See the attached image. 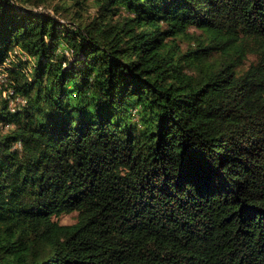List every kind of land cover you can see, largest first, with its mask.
Instances as JSON below:
<instances>
[{
  "label": "trees",
  "instance_id": "1",
  "mask_svg": "<svg viewBox=\"0 0 264 264\" xmlns=\"http://www.w3.org/2000/svg\"><path fill=\"white\" fill-rule=\"evenodd\" d=\"M65 1L0 0V264H264V0Z\"/></svg>",
  "mask_w": 264,
  "mask_h": 264
},
{
  "label": "rangeland",
  "instance_id": "2",
  "mask_svg": "<svg viewBox=\"0 0 264 264\" xmlns=\"http://www.w3.org/2000/svg\"><path fill=\"white\" fill-rule=\"evenodd\" d=\"M66 4H73L74 2L71 0H66L65 1ZM77 8L79 9V11L82 13L84 18H89L92 17L96 14L97 10H98V5L96 3L95 0H79V5L77 6ZM37 10H43V8H39ZM47 12H49L50 14H52L55 18H58V20L62 23H66L65 19L62 17V15L59 14V12L57 13L54 9L52 8H48ZM76 213H69V214H62L61 216H59L57 218V221L60 224H71L74 223L76 221Z\"/></svg>",
  "mask_w": 264,
  "mask_h": 264
},
{
  "label": "built area",
  "instance_id": "3",
  "mask_svg": "<svg viewBox=\"0 0 264 264\" xmlns=\"http://www.w3.org/2000/svg\"><path fill=\"white\" fill-rule=\"evenodd\" d=\"M18 102H22V101H18ZM23 103V102H22Z\"/></svg>",
  "mask_w": 264,
  "mask_h": 264
}]
</instances>
